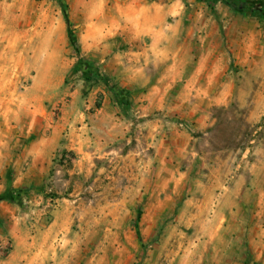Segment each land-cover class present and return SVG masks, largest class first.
Instances as JSON below:
<instances>
[{"label":"rangeland","instance_id":"1","mask_svg":"<svg viewBox=\"0 0 264 264\" xmlns=\"http://www.w3.org/2000/svg\"><path fill=\"white\" fill-rule=\"evenodd\" d=\"M142 19L210 56L148 116L151 84L111 65ZM68 21L105 82L84 81ZM0 199V264H264V21L206 0H0Z\"/></svg>","mask_w":264,"mask_h":264},{"label":"crops","instance_id":"2","mask_svg":"<svg viewBox=\"0 0 264 264\" xmlns=\"http://www.w3.org/2000/svg\"><path fill=\"white\" fill-rule=\"evenodd\" d=\"M137 28L140 30L135 32V30L129 29L130 35L128 34L131 44L133 42L134 44L127 49L128 51L118 52L112 58L111 65L115 66L116 63L115 68L117 69L129 67L127 70L128 84H151L144 94L145 100L150 102L149 106L153 107L147 109L146 116H148L149 112L162 109L166 99L175 95L176 100H179L186 89L192 90L194 80H185V65H190L193 60L196 67L203 70L209 66L210 56L204 53L196 60V55L192 49L185 46L174 49L170 43L169 34L162 26L146 23L142 19ZM122 30L126 31V29ZM124 32L121 31L119 34L123 35ZM126 61L127 66L122 65ZM119 64L122 67H117ZM161 67L166 68V70L161 73L158 72V75L146 71ZM202 70L199 75L197 72L194 76L204 74ZM181 108V104L176 102L174 109L171 110L178 111Z\"/></svg>","mask_w":264,"mask_h":264},{"label":"trees","instance_id":"3","mask_svg":"<svg viewBox=\"0 0 264 264\" xmlns=\"http://www.w3.org/2000/svg\"><path fill=\"white\" fill-rule=\"evenodd\" d=\"M210 6L217 3H223L236 14L244 17H254L264 21V0H206ZM68 38L76 53L79 55L78 67L84 74V81L88 84L98 85L107 80V77L91 64L87 59L82 57L78 46V37L72 29V24L68 21ZM2 199H0L1 201Z\"/></svg>","mask_w":264,"mask_h":264}]
</instances>
